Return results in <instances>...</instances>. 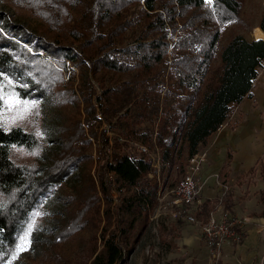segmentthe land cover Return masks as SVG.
<instances>
[{"label":"trees","instance_id":"trees-1","mask_svg":"<svg viewBox=\"0 0 264 264\" xmlns=\"http://www.w3.org/2000/svg\"><path fill=\"white\" fill-rule=\"evenodd\" d=\"M24 2L35 6L48 26L38 32L14 19L0 2V85L15 83L23 99L56 102L74 112L52 139H62V149L40 156L45 164L13 159L15 148L40 144L36 132L0 125V191L5 195L0 264L16 255L19 238L45 203L59 204L55 212L65 214L59 192L78 171L85 182L69 198L73 207L61 240L90 229L88 264H125L158 204L159 182L156 175L148 178L156 174L153 153L159 156L163 187L171 188L234 106L254 98V83L264 68V13L259 39L237 33L222 45L224 26L241 20L243 0ZM216 57L221 64L214 69ZM92 138L100 139L101 197L91 171ZM258 170L264 180V161L250 172ZM114 191L118 204L113 206ZM259 199L264 217V191ZM201 207L206 221L210 201ZM241 232L245 237V228Z\"/></svg>","mask_w":264,"mask_h":264},{"label":"rangeland","instance_id":"rangeland-1","mask_svg":"<svg viewBox=\"0 0 264 264\" xmlns=\"http://www.w3.org/2000/svg\"><path fill=\"white\" fill-rule=\"evenodd\" d=\"M0 2L1 6L9 12L14 19L28 24L30 28H34L38 32L47 29V22L37 13L38 11L35 6H27L24 0H0ZM263 13L264 0H243V8L240 15L241 20L231 21L224 26L221 44H226L230 38L237 33L244 34L249 40L261 37L259 22ZM77 44L78 42H74V45ZM170 44L169 53L174 44L172 40H170ZM220 64V57H216L213 61L214 69L218 68ZM94 84L97 86L96 82H94ZM3 86L2 92L5 95L15 94L19 100L28 101L29 103L35 102L37 105L27 112L22 110L23 104L16 105L12 108L3 107L0 111L1 126L6 129H10L14 126H22L28 131L36 132L40 139V144L33 149L25 147L15 148L13 151V159L20 164H45L46 160L40 158L41 155H55L60 148L62 149L63 140L61 139L59 142H54L52 139L57 137V135H55L56 130L65 128L66 121H64V117L72 115L74 112L73 108H68L66 110L56 102H43V100L31 98L23 99L22 96L16 92L15 83L10 84L7 81ZM230 118V121H264V68L260 70L257 80L254 83V98L245 101L238 109L234 106ZM262 125V128H264V122ZM148 126L150 127L151 125ZM104 127L107 129L109 128L107 124H105ZM113 134V132L108 131L109 136ZM92 143L94 161L91 171L96 182L97 191L101 197L102 189L98 175V168L101 162L98 161L97 153L100 139L92 138ZM259 144L264 146L263 141ZM108 150L110 151V149ZM149 151L148 153L151 155L150 148ZM153 157L156 174L152 172V176L148 174V178H153L156 175L159 182L160 191L157 196L158 204L154 210L150 212L147 229L141 236L139 242L135 244L125 264H201L206 261L205 258L209 254L201 230V223L205 222V220L203 217H200V214L195 209H193V214L199 219V223H191L184 219H180L181 222H179V220L172 221L167 219L168 217L165 214H161L163 209L158 206L159 197L176 189L183 176L180 178V181H175V185L171 188L168 186L163 187L159 156L153 153ZM111 160L112 157H110V161ZM79 173L78 171L76 173L78 174L77 176L73 175V177L63 185L66 191L61 188L59 192V195L62 197V205H64L60 209L65 211V214L62 212H55L59 204H57V206L55 202L45 203L42 209L36 212L34 220L35 226L30 235V247L28 250L15 255L16 258L10 260L6 264H88L90 262L87 249L92 241V230L86 229L66 240H61V231L68 225L70 221V209L73 207L69 198L70 196L76 195L78 188L85 182L84 176H81ZM173 196V194H169V198ZM4 198L5 195L0 191V200ZM117 204L118 198L114 191L113 206ZM104 205L105 203L102 199V214ZM67 209H69V211ZM37 213H39V215H37ZM104 224L105 221L103 220L102 227ZM227 242L228 240L225 244ZM99 245L101 246V239H99Z\"/></svg>","mask_w":264,"mask_h":264},{"label":"crops","instance_id":"crops-1","mask_svg":"<svg viewBox=\"0 0 264 264\" xmlns=\"http://www.w3.org/2000/svg\"><path fill=\"white\" fill-rule=\"evenodd\" d=\"M247 100L249 98L235 107L238 109ZM230 119L210 136L204 146L208 149V160L203 165L202 176L213 172L223 174L231 186L225 203L230 206L233 216L245 218L247 222L243 240L228 241L218 264H264V217L260 215L263 205L259 199L260 192L264 191V180L260 177V170L250 172L257 162L264 161V146L259 144L264 142V121ZM218 195V188L211 180L201 197L204 202L211 203ZM205 260L201 264H210L208 256Z\"/></svg>","mask_w":264,"mask_h":264},{"label":"built area","instance_id":"built-area-1","mask_svg":"<svg viewBox=\"0 0 264 264\" xmlns=\"http://www.w3.org/2000/svg\"><path fill=\"white\" fill-rule=\"evenodd\" d=\"M140 149L143 152H150L146 145H140ZM207 160L208 149L203 146L189 159L187 171L176 189L159 197L158 206L163 209L161 214H165L169 220L175 221L181 218L191 223H199V219L193 214V209L198 213L201 211V205L204 203L202 193L208 183L213 180L219 195L215 201L211 202V213L209 218L201 223V230L209 250V262L217 264L223 255L225 242L227 240L239 242L244 237L241 230L244 229L247 220L233 216L232 212L225 207V198L231 186L221 172L202 176L203 165ZM149 175L152 176L151 172ZM169 194L174 196L169 198ZM186 205L188 208H185ZM262 226L264 230V224Z\"/></svg>","mask_w":264,"mask_h":264},{"label":"snow or ice","instance_id":"snow-or-ice-1","mask_svg":"<svg viewBox=\"0 0 264 264\" xmlns=\"http://www.w3.org/2000/svg\"><path fill=\"white\" fill-rule=\"evenodd\" d=\"M209 3H211V0H209ZM10 83V82H9ZM3 85H0V106L3 107H7V108H12L15 107L16 105L19 104H23V111L27 112L29 111L31 108L36 107L37 105L35 104V102L29 103L28 101H21L19 100V98L13 94V95H5L2 92L3 89ZM37 215H39V213H37ZM35 226V221L33 220L32 223L28 226L27 231L25 232V234L19 238V246L18 248L15 250L16 255H18L20 252L26 251L28 250V248L30 247V235L33 231V228ZM16 256H13L12 259H15Z\"/></svg>","mask_w":264,"mask_h":264},{"label":"bare ground","instance_id":"bare-ground-1","mask_svg":"<svg viewBox=\"0 0 264 264\" xmlns=\"http://www.w3.org/2000/svg\"><path fill=\"white\" fill-rule=\"evenodd\" d=\"M261 38H263V39H264V37H261Z\"/></svg>","mask_w":264,"mask_h":264},{"label":"water","instance_id":"water-1","mask_svg":"<svg viewBox=\"0 0 264 264\" xmlns=\"http://www.w3.org/2000/svg\"><path fill=\"white\" fill-rule=\"evenodd\" d=\"M263 39V38H262Z\"/></svg>","mask_w":264,"mask_h":264}]
</instances>
